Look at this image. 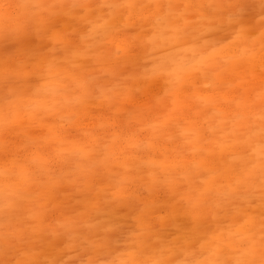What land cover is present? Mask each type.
Wrapping results in <instances>:
<instances>
[{"label": "snow or ice", "instance_id": "obj_1", "mask_svg": "<svg viewBox=\"0 0 264 264\" xmlns=\"http://www.w3.org/2000/svg\"><path fill=\"white\" fill-rule=\"evenodd\" d=\"M0 264H264V0H0Z\"/></svg>", "mask_w": 264, "mask_h": 264}, {"label": "rangeland", "instance_id": "obj_2", "mask_svg": "<svg viewBox=\"0 0 264 264\" xmlns=\"http://www.w3.org/2000/svg\"><path fill=\"white\" fill-rule=\"evenodd\" d=\"M8 2H14V0H8ZM155 55H156V57H159V58H166L169 56L178 57L179 55H182V53H179V52L175 51L174 49H172L171 47H168V48H164L161 51L157 52ZM150 66H151V64H149V67ZM74 192H75L74 188H69L67 193L61 192V193H59V195L61 196V198H66V197H70L71 195H73ZM162 195L163 194L161 193V196ZM157 211L160 214H162L163 211H166L162 202L160 204H158ZM127 212H128L127 208H121L119 210V215L116 217V219L118 220L120 216H124ZM156 228L157 229L164 228V225L159 221L158 217L156 218ZM73 258H74V254H72V253H69V255H67L65 257L66 260H71Z\"/></svg>", "mask_w": 264, "mask_h": 264}]
</instances>
